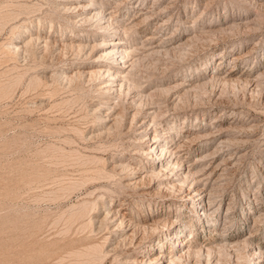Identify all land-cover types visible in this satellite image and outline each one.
Instances as JSON below:
<instances>
[{
	"label": "rangeland",
	"instance_id": "obj_1",
	"mask_svg": "<svg viewBox=\"0 0 264 264\" xmlns=\"http://www.w3.org/2000/svg\"><path fill=\"white\" fill-rule=\"evenodd\" d=\"M260 1L264 0H96L121 22L142 12L150 15L130 30L127 41L139 53L138 75L148 76L140 77L139 84L152 95L143 96L141 103L157 112L149 116L141 112L131 121L130 110H125L123 120L115 125L118 128L104 132L93 108L98 102L94 76L77 75L67 82L58 74L89 69L86 66L93 64L100 52L93 43L101 39L91 34L93 26L80 31L93 48L89 44L85 49L67 48L63 40L69 26L54 18L52 0H0V264H78L92 244L103 250L115 246L109 219L101 226L89 221L94 210L99 218L104 215L100 208L104 200L103 208L116 206L135 218L165 213L176 230L188 223L184 227L199 242L252 234L254 243L264 245V74L258 84L241 78L223 82L211 76L213 72L226 75L230 68L237 75L264 69V4ZM24 26L56 44L48 43L43 50L41 40L30 52L12 54L10 47L14 40L23 39L17 34ZM151 33L154 38L149 45L145 37ZM186 35L192 38L175 48ZM164 39L160 51L146 54L148 47ZM235 53L241 58L232 59ZM202 77H206L203 86L184 85ZM176 78L183 83L177 90H157L173 85ZM142 120L149 132L154 130L171 147L178 140L185 141L186 135L193 137L195 130H214L196 143L185 141L178 152L183 165L196 163L193 169L198 177L207 178L208 193L200 204L209 209L212 224L204 220L193 226V213L180 198L190 184L187 180L181 189L160 188L142 195L137 188L120 184L128 176L115 167L110 169L111 160L125 159L142 168L150 164L132 149ZM150 178L144 177L141 183H152ZM154 187L150 186L153 192ZM81 201L89 202L92 209L84 210ZM148 230L137 234L146 236L141 243L148 240ZM164 236L158 239L166 249ZM121 244L97 256L103 260L97 263L121 264L124 253L139 248ZM249 246L214 251L209 262L202 256L196 264H250Z\"/></svg>",
	"mask_w": 264,
	"mask_h": 264
},
{
	"label": "bare ground",
	"instance_id": "obj_2",
	"mask_svg": "<svg viewBox=\"0 0 264 264\" xmlns=\"http://www.w3.org/2000/svg\"><path fill=\"white\" fill-rule=\"evenodd\" d=\"M260 2H263L262 4H264V1H260ZM52 3H54V8H55L54 18H56L57 21L64 22L65 27L69 26L68 27L69 30L68 29L67 30L69 32H72V33L68 32L69 34L66 32L65 34L66 37H65V40L63 41L66 47L67 45H69V47L71 46L72 49L74 48L76 50V49H82L85 47L86 44H89V43H86L87 39L86 38L83 39L81 36L82 34H80V31L84 32L85 30H87L88 27H86V25L87 26L89 25V27L93 26L92 30L94 32L91 34H95L99 38H101V39L94 40L95 41V43H93L94 48L96 46L100 50V52L98 55L94 56L95 58L93 59V64L91 66H86V68L88 67L89 69L74 70L72 73H68V74L64 71L58 73L59 77L61 76L60 78H63L62 80L65 79L67 82L68 80L72 81V78L73 77L76 78L77 75L82 76L84 74L85 75L89 74V76L90 75L94 76L95 82L93 86L96 89L95 92L97 93V96H98V99H97L98 102L96 106L93 108H94V111H96L95 118L98 119L97 122L100 123L102 126L100 129L105 132V129L107 128H113V129L118 128L115 125L119 126L121 119L125 116L123 114L125 110L127 111L130 110V115H132L131 121H133L135 116L137 114H140L141 112L146 113V115L148 116L151 113H154L155 115H157V112L156 113L154 112L155 109H152L153 107H147L148 105L144 106L142 105L143 103H141V99L143 98V96L145 97L151 93L150 92L145 93L144 91L145 89L141 86V84H139L140 83L139 79L140 77H148V76H146V74L140 75L141 72L138 75V69L136 68V64L140 62L139 53H137L138 52L137 48L129 45L127 41V39L130 37V30H133L140 21L143 22V20L149 17L150 15L147 14V12H142L139 15H137V17H134L130 21H127L125 23V22L118 21L116 17L113 15V13H111L110 11L105 12L104 6L100 5L101 2L100 4L97 3L96 0H52ZM262 4L260 3V5ZM213 26L211 27L212 29L215 30L216 28ZM53 30L54 29H51L52 33H53ZM153 35L154 34L151 33L145 37V40L148 42L147 44L150 45L152 43L151 40L154 38ZM17 36L19 37L23 36L22 37L23 39H21L18 43L14 42L15 40L13 41L14 45L10 47V51L12 54H17L18 52L22 50L29 51V49H32L31 47H37V45L39 44L38 42H40L41 40H43V44H44V45L42 44L43 50H44V46H47V44L50 43L49 42L50 40L47 41L48 39L47 40L46 39L44 40V38L41 39L42 36L39 35L37 31L31 32L27 27H25L24 29H19ZM24 36H26L25 39H24ZM190 38H192V36L190 35L189 36L186 35L182 37L181 39L177 41V45H175L176 47L175 46L174 47L175 48H177V46L179 47L183 43H186L187 41H189ZM53 42L50 44H53ZM55 44H56V41L54 42V45ZM61 44L63 43L61 42ZM164 44H165V39L156 43V45H154L153 47H148L146 49V54L152 55L153 53H157L158 51H160L159 48L162 47ZM89 45L91 47V44ZM63 47H61V49ZM166 50L168 51V48ZM77 51L79 52L80 50H77ZM232 56H233L232 59L236 60L237 58H241L242 55H240L239 53H235ZM253 72H256V73L254 74ZM253 72L245 70L244 72H241L239 75H237L234 73V70L230 68L228 72L226 73V75L224 74L220 75L219 72H213L211 76L214 79L215 77L220 78L221 80H223V82L224 81L228 82L230 79H233V78H236V79L241 78L242 80L247 79L249 83L251 82L250 80H252V82L255 80L256 82L254 83L258 84V81H259L258 79L261 76H263L264 69L263 70L257 69V70H254ZM205 78L206 77L195 79L197 81L195 84H193L194 83L193 81H195L193 80L191 83H185L184 85L191 84L193 87V85L195 86L197 84L196 85L197 87L198 84L200 83L201 86H203V84L205 83L204 81ZM84 79H87V78H84ZM181 81H182L181 78H176L172 82L173 85H170V86L168 85V87H160V88H157V90L166 91V90H169V88L177 90L181 86L179 84ZM77 82L78 81H76V83ZM130 92L132 94L128 95ZM179 96H182V94ZM113 99H116L117 102L114 101ZM116 103L119 106H117ZM116 109L117 111H115ZM154 114L152 116H154ZM150 119L153 120L152 117ZM145 121L143 120L140 121L139 126L141 128H140V131L136 133L138 136L134 140H136L137 142L133 140L134 146L132 147V149L134 150V152H136L139 155V157L146 159L147 162L149 161L150 163L149 166L142 168V166H135L136 164L132 165L128 161H125V159L123 160L120 158L119 161L111 160L112 165L110 169H112V167H115L117 170L119 169L121 172L122 171L123 173L125 172L124 173L125 176H128V177H125L124 179H122L120 181V184H123V188L124 187L137 188L139 190L138 191L139 194L141 195L146 194V193H151V192H152L151 194L157 193L158 190H161L160 188H164L166 190H169V192H171V190H174L178 187L180 188V186L187 180L188 183L190 184L187 190H185L186 193L180 196V198L183 201V206L186 209H188L189 212L193 213V215L191 216V220H193L192 222L194 223V224L192 223L193 226L201 222L205 223L204 220H206V222L208 223H211L213 219H211L210 215H208L209 209L204 208V206L200 204L202 202L201 198L205 197L208 193L207 189L209 188L208 187L209 184L207 182V178L198 177L197 170L193 169L196 163L194 164L191 163L192 165H187V166L183 165L181 158L178 157V152L180 148H182L185 141L190 143V142H194L195 140H198V138L201 139L202 137L211 136L214 130H211L209 127H207V129L195 130L194 133H192L193 137H189V135H186L185 141L183 139L178 140L177 143H175V146L171 147V146H167L160 138H158L154 130L152 132H149L146 126H144ZM214 126L215 124L211 128H213ZM107 131L110 132L109 129ZM101 132L98 130L99 134ZM96 135L97 134H95L94 136L93 134L94 137H96ZM223 141L224 140H221V142ZM100 159H102V157ZM135 172H137L138 174H134ZM211 174H212V171H210L207 175H211ZM148 176L154 179L153 182L148 183V184L141 183L142 179ZM152 185L153 187L155 186L154 192L150 190V186L152 187ZM81 202H82L81 204H83L84 201H81ZM103 202H101L100 208H102L101 212L104 215L101 218H99L98 217L99 214L97 210L96 211L94 210L92 212L94 214L89 217V221L91 223L98 222L100 225L102 221L106 222V220L109 219L111 221L110 226L113 227L112 228L113 235L116 237L115 246L117 244L122 243L123 245L128 244L129 246L132 245L135 247L137 246L139 247L138 249H132V250L127 251L126 254L124 253V255L120 259L121 261L119 262L121 264H180V262L182 261L183 262L191 261L192 262L191 264H196L197 262H199L202 256L203 258H205L204 260L206 262H209L210 261L209 256L211 255L212 252L216 251L217 253L218 251L223 250L226 247L236 248L240 245H243V246L246 245L247 247L248 245H250L248 248V252H247L248 253L247 255L250 257L249 259L250 264H264V245L259 244V243H254L251 237L252 234L248 237L243 236V238L240 236H235L234 238H229V237L211 238L210 237L207 242H199L196 238L197 235L194 234L193 231L189 229V227L188 229L185 228L188 223L180 224L181 226L179 227V230H176L175 228L177 226L175 228L174 226H171L174 221H172L170 219L171 217L165 213H161V214L156 213V214H152L148 216H142L139 218H135L131 216L130 213L124 212L122 208H116V206L107 207L106 206L107 204H106L104 205L106 206V208H103V204H104ZM85 203L86 205L85 204L81 205L80 203L79 205L78 204L76 205H78V207L80 205L83 206L82 207L83 209L84 207H89V208L92 207V205L87 206L89 202L85 201ZM97 204L99 205L100 203H97ZM82 208L81 209L79 208V210H81L80 213L83 210ZM84 210L83 212H85ZM73 212H76V211H73ZM86 213H88V211ZM146 228L150 230V234L148 235V240L146 242L141 243L146 236L143 235V236H140V238L136 236L140 231L143 232V230ZM168 228L171 229L172 231L170 230H169L170 232L165 231L166 229L168 230ZM173 228L176 231L173 230ZM163 233H165L166 236L164 237H166L165 239H166V242L168 243L166 249H164L163 247V244L165 242L163 243L162 239L161 240L158 239V237L161 236V234ZM151 235L153 237H150ZM92 245L93 246L90 245L89 247L86 245L88 248H86V246L84 247V249L86 248L85 252L82 251L83 247H80L81 251L83 252L82 253L83 258L84 256L86 257L85 259H87L86 262L88 264L89 262L93 260V258L95 259L97 256L107 255V253L110 250L113 251V247H115V246L113 247L111 246L107 249V246H106L104 247L105 249L103 250L102 248L100 249L98 245L97 247L94 244ZM75 249L77 250L78 248H75ZM79 250L80 249H78L77 251L79 252ZM75 252L74 254H77ZM72 253L67 252L66 254L71 255ZM78 255H77V258L75 257L76 261L78 259ZM73 259H74V256H73ZM81 259L78 260L79 261V263L77 262L78 264H80V262L83 263L85 260L83 259V261H80ZM97 259L102 260V257L97 258ZM97 259H95V261ZM95 261L93 260L92 264L100 263L99 261H96V262Z\"/></svg>",
	"mask_w": 264,
	"mask_h": 264
}]
</instances>
